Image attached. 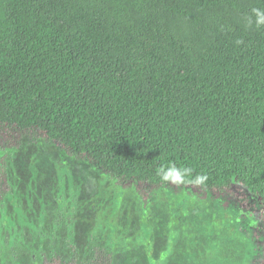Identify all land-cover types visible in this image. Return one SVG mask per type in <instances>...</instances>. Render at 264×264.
Instances as JSON below:
<instances>
[{"label": "trees", "instance_id": "16d2710c", "mask_svg": "<svg viewBox=\"0 0 264 264\" xmlns=\"http://www.w3.org/2000/svg\"><path fill=\"white\" fill-rule=\"evenodd\" d=\"M264 0H0V150L54 143L144 200L245 187L264 230ZM239 40L241 43L237 44ZM191 168L186 183L157 169ZM204 185L191 183L197 175ZM10 191L0 155V205ZM257 264H264V241ZM38 264L87 262L51 253Z\"/></svg>", "mask_w": 264, "mask_h": 264}, {"label": "rangeland", "instance_id": "374dc122", "mask_svg": "<svg viewBox=\"0 0 264 264\" xmlns=\"http://www.w3.org/2000/svg\"><path fill=\"white\" fill-rule=\"evenodd\" d=\"M5 153L10 191L0 205V264L56 253L112 264H257L264 230L245 187L213 194L164 186L147 200L52 142L25 136Z\"/></svg>", "mask_w": 264, "mask_h": 264}, {"label": "clouds", "instance_id": "9594fccd", "mask_svg": "<svg viewBox=\"0 0 264 264\" xmlns=\"http://www.w3.org/2000/svg\"><path fill=\"white\" fill-rule=\"evenodd\" d=\"M254 14V20L252 17L247 18V23L249 25L255 23L257 27L264 25V10L260 9H252ZM237 44L241 43V41L237 40ZM192 172L191 168H178L176 165L172 164L167 167H160L157 169V174L159 175L160 179L165 182H171L176 185H180L186 183V177H188ZM208 177L204 174L195 176L192 179L191 183L195 185H204L207 181Z\"/></svg>", "mask_w": 264, "mask_h": 264}]
</instances>
